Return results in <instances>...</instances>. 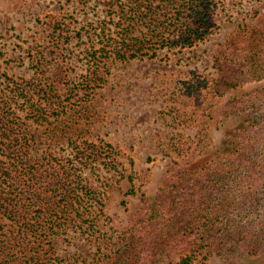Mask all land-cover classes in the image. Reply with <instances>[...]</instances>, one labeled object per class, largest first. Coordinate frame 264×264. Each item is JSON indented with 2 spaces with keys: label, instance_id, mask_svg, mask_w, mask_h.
<instances>
[{
  "label": "trees",
  "instance_id": "obj_1",
  "mask_svg": "<svg viewBox=\"0 0 264 264\" xmlns=\"http://www.w3.org/2000/svg\"><path fill=\"white\" fill-rule=\"evenodd\" d=\"M75 1H95L114 27L101 28L99 44L88 47L95 71L110 59L152 58L158 50L191 48L213 27L210 0ZM53 31L58 37L47 40L31 61L36 77L8 101L0 99V264H60L54 242L67 231L96 245L88 264H168L173 257L179 260L172 264H194L196 255L210 247L232 264L264 259V89L242 94L225 107L226 115L244 117L217 155L192 151L180 135L172 138V155L153 202L126 230L108 236L98 223L104 215L103 193L86 183L76 165L121 175L111 158L91 145L74 152L77 164L33 157L18 115L17 98L31 107L37 121L65 114V101L89 99L82 87L62 86L61 59L70 37L59 24ZM253 31L233 51L244 59L218 69L211 86L215 95L264 79V19ZM208 110L202 108L192 141L202 143ZM178 125L191 129L192 122Z\"/></svg>",
  "mask_w": 264,
  "mask_h": 264
},
{
  "label": "rangeland",
  "instance_id": "obj_2",
  "mask_svg": "<svg viewBox=\"0 0 264 264\" xmlns=\"http://www.w3.org/2000/svg\"><path fill=\"white\" fill-rule=\"evenodd\" d=\"M210 1L213 27L195 46L158 50L152 58L110 59L95 71L88 47L99 44L96 34L101 28L114 29L95 1L0 0V99L8 101L25 81L36 77L31 61L47 40L58 37L55 24L64 26L70 37L61 59L62 86L82 87L89 99L65 101V114L37 121L31 107L17 98L18 115L31 138L33 157L44 155L54 163L77 164L74 152L90 150L87 145H91L111 158L121 175L76 165L86 183L103 193L104 215L98 221L103 234L116 236L126 230L139 210L153 202L172 155V138L180 135L192 151L198 148L203 155H217L228 133L244 117L242 113L226 115L225 107L242 94L264 89L263 79L222 95L211 91L219 68L244 59L233 51L243 46L264 19V0ZM94 76L100 81H92ZM202 108H209V118L198 143L192 140H197ZM187 121L192 122L191 129L178 125ZM95 246L86 236L70 231L54 242L60 264H88ZM217 253L214 247L205 249L196 255L194 264H232ZM178 260L173 257L168 264ZM238 264H264V259Z\"/></svg>",
  "mask_w": 264,
  "mask_h": 264
}]
</instances>
